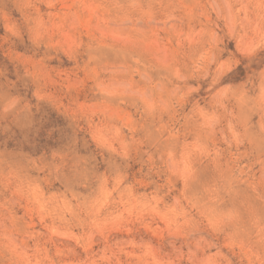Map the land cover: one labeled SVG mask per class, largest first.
Segmentation results:
<instances>
[{"label":"rangeland","instance_id":"1","mask_svg":"<svg viewBox=\"0 0 264 264\" xmlns=\"http://www.w3.org/2000/svg\"><path fill=\"white\" fill-rule=\"evenodd\" d=\"M0 264H264V0H0Z\"/></svg>","mask_w":264,"mask_h":264},{"label":"trees","instance_id":"2","mask_svg":"<svg viewBox=\"0 0 264 264\" xmlns=\"http://www.w3.org/2000/svg\"><path fill=\"white\" fill-rule=\"evenodd\" d=\"M2 59H3V57H2V54H1V52H0V62L2 61Z\"/></svg>","mask_w":264,"mask_h":264}]
</instances>
